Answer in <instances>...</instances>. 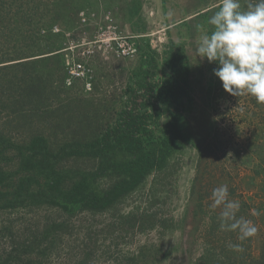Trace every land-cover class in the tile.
Segmentation results:
<instances>
[{
	"label": "rangeland",
	"instance_id": "rangeland-1",
	"mask_svg": "<svg viewBox=\"0 0 264 264\" xmlns=\"http://www.w3.org/2000/svg\"><path fill=\"white\" fill-rule=\"evenodd\" d=\"M221 2L82 0V7L66 6L64 18L51 28L62 36L44 48L58 54L39 59L37 72L51 79L50 93L58 92L53 108L62 105L61 114L74 117L70 128L100 131L116 124L129 98L128 87L143 76V69L152 68L156 80L172 77L175 67L167 60L173 50L190 66V97L179 121L189 140L160 176L153 173L110 210L73 215L57 208L0 211V251L47 233L52 241L45 250L49 264H194L210 244L219 245L220 236L219 246L228 253L230 244H239L245 252L259 254L264 244V104L251 95L225 91L213 71L218 62L209 63L195 53L198 40L213 30L207 21ZM247 3L241 0L242 7ZM79 65L84 73L72 74L70 68ZM83 116L91 128L76 123ZM17 117L0 114V132L17 142L37 131L54 138L59 126L69 124L61 116L55 117L58 122L31 117L15 127L10 122L19 123ZM165 120H155L152 129L159 133ZM7 162L11 167L17 163ZM114 180L108 176L99 184L105 187ZM223 184L228 185L229 199L240 202L237 216L257 228L255 236L240 241L237 232H218L220 209L210 207L211 193ZM153 196L156 202L151 203ZM44 215L63 221L64 231H45Z\"/></svg>",
	"mask_w": 264,
	"mask_h": 264
},
{
	"label": "trees",
	"instance_id": "trees-1",
	"mask_svg": "<svg viewBox=\"0 0 264 264\" xmlns=\"http://www.w3.org/2000/svg\"><path fill=\"white\" fill-rule=\"evenodd\" d=\"M70 3V8L82 7V0H0V114H16L17 122L31 117L58 122L55 117L59 116L69 122L59 126L54 138L37 131L17 142L0 132V211L57 208L73 215L84 210H110L141 188L153 173L160 176L170 157L189 140L179 121L190 97V66L173 50L167 60L175 67L172 77L156 80L152 68L143 69V76L128 87L129 98L118 111L116 124L107 129L101 126L100 131L70 128L74 117L61 114L62 105L53 108V95L58 92L50 93L51 79L37 72L39 59L58 54L44 48L56 45L62 36L51 28L64 18ZM163 116L166 120L156 133L152 123ZM21 123L10 122L15 127ZM76 123L91 128L88 116ZM11 152L13 156L8 154ZM13 159L17 163L11 167L7 161ZM67 161L72 164H63ZM88 162L93 163L86 165ZM108 176L115 180L102 187L99 180ZM153 200L151 203L156 202L154 196ZM46 215L45 231H64L63 221ZM220 239L222 236L219 245ZM51 245L47 233L13 242L10 249L0 251V264H49L45 250ZM219 245L210 244L194 264H264V244L257 256L245 252L244 246L242 251L229 248L228 253ZM37 248L42 250L35 251Z\"/></svg>",
	"mask_w": 264,
	"mask_h": 264
},
{
	"label": "clouds",
	"instance_id": "clouds-1",
	"mask_svg": "<svg viewBox=\"0 0 264 264\" xmlns=\"http://www.w3.org/2000/svg\"><path fill=\"white\" fill-rule=\"evenodd\" d=\"M207 22L213 30L198 40L197 57L218 62L213 71L225 91L237 97L251 95L257 104H264V0H248L246 7L241 0H222ZM211 198L210 207L220 209L221 230L237 232L240 241L255 236L252 222L237 216L241 205L229 199L227 184L214 188ZM229 248L242 251L239 244Z\"/></svg>",
	"mask_w": 264,
	"mask_h": 264
},
{
	"label": "built area",
	"instance_id": "built-area-1",
	"mask_svg": "<svg viewBox=\"0 0 264 264\" xmlns=\"http://www.w3.org/2000/svg\"><path fill=\"white\" fill-rule=\"evenodd\" d=\"M70 71L72 74L77 75V76H80L84 73L82 65H79L78 68L76 67L70 68Z\"/></svg>",
	"mask_w": 264,
	"mask_h": 264
}]
</instances>
